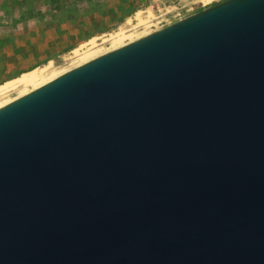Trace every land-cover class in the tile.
Wrapping results in <instances>:
<instances>
[{
    "label": "water",
    "instance_id": "water-1",
    "mask_svg": "<svg viewBox=\"0 0 264 264\" xmlns=\"http://www.w3.org/2000/svg\"><path fill=\"white\" fill-rule=\"evenodd\" d=\"M0 264H264V0L1 107Z\"/></svg>",
    "mask_w": 264,
    "mask_h": 264
},
{
    "label": "rangeland",
    "instance_id": "rangeland-1",
    "mask_svg": "<svg viewBox=\"0 0 264 264\" xmlns=\"http://www.w3.org/2000/svg\"><path fill=\"white\" fill-rule=\"evenodd\" d=\"M222 1L0 0V85L48 65L44 78L58 72L59 77L113 51L111 37L120 31L135 39L123 40L118 48ZM94 38L95 47L86 45ZM94 53L100 54L80 62ZM23 90L9 91L0 102L15 100L35 89L27 87V93L19 95Z\"/></svg>",
    "mask_w": 264,
    "mask_h": 264
},
{
    "label": "bare ground",
    "instance_id": "bare-ground-1",
    "mask_svg": "<svg viewBox=\"0 0 264 264\" xmlns=\"http://www.w3.org/2000/svg\"><path fill=\"white\" fill-rule=\"evenodd\" d=\"M204 3H210L213 0H201ZM141 24L145 23V22H141ZM129 40V41H133L135 39L134 36H125V33L123 31H120L118 34L114 35L111 37V40H113V44L112 45V49H117L120 45H122L123 40ZM97 40V38H94L92 40H90L86 45H88L89 47L91 46V48L95 47V41ZM77 53V52H76ZM100 53H94V55L91 56H85L82 57L80 62L84 63L85 61H87V59L90 57H95ZM49 65L44 68H38V69H33L27 73H23L22 75H20L18 78L14 79V80H10L6 83H4L3 85H0V97L4 96L6 93H8L11 90L17 89L19 87H24V90L22 92H20L19 95H24L27 93L28 90L27 87H31L33 89H37L38 87L44 85L45 83L51 81L52 79H54L55 77H57V75H59L60 73H52L50 74V76H47L46 78H44V74L45 72L48 70ZM61 76V75H60ZM56 79V78H55ZM14 99H9V100H5L0 102V108L7 105L8 103L12 102Z\"/></svg>",
    "mask_w": 264,
    "mask_h": 264
},
{
    "label": "crops",
    "instance_id": "crops-1",
    "mask_svg": "<svg viewBox=\"0 0 264 264\" xmlns=\"http://www.w3.org/2000/svg\"><path fill=\"white\" fill-rule=\"evenodd\" d=\"M0 54H2V53L0 52ZM1 56H2V55H0V58H1Z\"/></svg>",
    "mask_w": 264,
    "mask_h": 264
}]
</instances>
